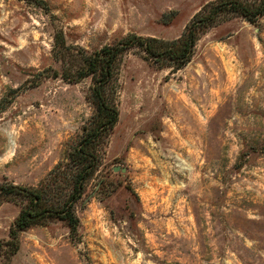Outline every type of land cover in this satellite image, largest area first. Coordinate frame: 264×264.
<instances>
[{
	"label": "rangeland",
	"instance_id": "374dc122",
	"mask_svg": "<svg viewBox=\"0 0 264 264\" xmlns=\"http://www.w3.org/2000/svg\"><path fill=\"white\" fill-rule=\"evenodd\" d=\"M35 1L0 0V180L22 184L93 112L89 78L38 82L59 67L56 27L87 50L130 32L173 38L208 0ZM116 87L97 175L107 183L92 179L78 204V236L61 222L31 227L9 264H264V16L211 27L175 71L131 50ZM16 213L0 205V238Z\"/></svg>",
	"mask_w": 264,
	"mask_h": 264
},
{
	"label": "trees",
	"instance_id": "16d2710c",
	"mask_svg": "<svg viewBox=\"0 0 264 264\" xmlns=\"http://www.w3.org/2000/svg\"><path fill=\"white\" fill-rule=\"evenodd\" d=\"M35 2L47 9L45 1ZM263 16L264 0H208L192 14L176 37L130 32L92 50L68 43L63 29L56 27L51 55L59 67L39 72L38 82L46 77H60L70 83L89 78L87 97L93 112L73 141L66 144L58 161L35 184L0 180V205L10 202L17 206L6 237L0 238V264H9L20 247V233L31 227L61 222L71 235L78 236L77 206L104 165L105 147L118 119L117 71L131 50L156 67L175 71L191 59L198 39L211 27L233 17L256 23ZM97 180L99 188H104L105 175ZM115 188L113 185L110 192Z\"/></svg>",
	"mask_w": 264,
	"mask_h": 264
},
{
	"label": "water",
	"instance_id": "95a60500",
	"mask_svg": "<svg viewBox=\"0 0 264 264\" xmlns=\"http://www.w3.org/2000/svg\"><path fill=\"white\" fill-rule=\"evenodd\" d=\"M112 170H114V171H117V170L124 171L125 167H119L118 165H115V166L112 167ZM86 199H87V197H86Z\"/></svg>",
	"mask_w": 264,
	"mask_h": 264
}]
</instances>
